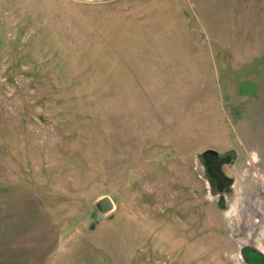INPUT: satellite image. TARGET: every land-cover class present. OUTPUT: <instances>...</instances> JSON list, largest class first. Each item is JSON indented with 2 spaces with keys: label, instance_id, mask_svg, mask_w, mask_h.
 Listing matches in <instances>:
<instances>
[{
  "label": "rangeland",
  "instance_id": "rangeland-1",
  "mask_svg": "<svg viewBox=\"0 0 264 264\" xmlns=\"http://www.w3.org/2000/svg\"><path fill=\"white\" fill-rule=\"evenodd\" d=\"M0 264H264V0H0Z\"/></svg>",
  "mask_w": 264,
  "mask_h": 264
},
{
  "label": "flooded vegetation",
  "instance_id": "flooded-vegetation-1",
  "mask_svg": "<svg viewBox=\"0 0 264 264\" xmlns=\"http://www.w3.org/2000/svg\"><path fill=\"white\" fill-rule=\"evenodd\" d=\"M199 159L208 177L212 191L219 194L223 199L224 194L230 191L235 177L231 170L235 161L234 151L228 150L224 153L218 151L215 153L201 152L199 153Z\"/></svg>",
  "mask_w": 264,
  "mask_h": 264
},
{
  "label": "water",
  "instance_id": "water-1",
  "mask_svg": "<svg viewBox=\"0 0 264 264\" xmlns=\"http://www.w3.org/2000/svg\"><path fill=\"white\" fill-rule=\"evenodd\" d=\"M206 152H213L215 153V150L208 149L203 151L202 153ZM95 204L99 210L100 213H107L114 209V202L109 196H101L95 201Z\"/></svg>",
  "mask_w": 264,
  "mask_h": 264
}]
</instances>
